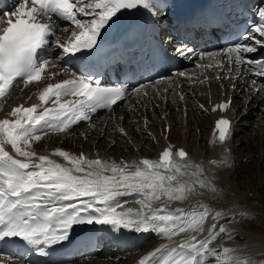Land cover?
<instances>
[{"label": "bare ground", "instance_id": "6f19581e", "mask_svg": "<svg viewBox=\"0 0 264 264\" xmlns=\"http://www.w3.org/2000/svg\"><path fill=\"white\" fill-rule=\"evenodd\" d=\"M257 2L254 0V4ZM99 4L97 2L95 6ZM93 7L86 9L83 6L84 27L52 26L50 40L57 56L41 61L43 70L39 80L29 82L24 89L21 84L14 85L0 103V138L6 149L0 157V179L7 185L14 184L15 177L10 174V168L20 170L24 187L44 179L57 191L59 198L54 202L55 206L85 197L90 199L88 201L108 197L112 202L107 208L111 210V219L121 218L113 224L120 226L125 221L122 228L126 233L134 234L138 241L129 247L120 242L107 243L102 238L93 254L61 264H147L171 243H179L176 245L189 255L185 264H264V195L260 190L264 182L254 185L256 188H247L244 182L239 185L237 169L240 165L250 172L254 165L264 168V59L252 64L239 60L247 52L259 49L262 34L257 33L256 39L250 38L249 44L237 51L218 48L201 53L198 47L192 49L190 46V53H186L178 49L181 57L191 65L183 69L185 77L179 78L184 87L174 81L178 76L175 73L130 93L125 102L109 112L90 113L88 108L79 106L75 114L81 123L73 128L47 129L42 123L23 124L15 113H9L16 100L29 102L48 81L74 73L73 68L63 67L66 63L62 56L67 52V46L86 33L90 22L99 18L100 11ZM177 38L174 36L173 40ZM213 63L216 65L212 66ZM215 74L220 80L214 79ZM186 87L192 90L190 96L184 94ZM221 97L231 98L228 112L233 126L217 148L210 134L213 114L204 110L201 104L210 107L212 99ZM247 111L248 118L257 115L256 119L245 118ZM193 118L197 119L199 127L195 126ZM12 119L20 124L14 139L6 129ZM166 120H170L168 137L185 145L189 151L188 161L184 167L175 162L169 167L157 166L154 172L147 171L138 153L150 154L156 138L162 139L160 131L166 126ZM239 131L251 135L237 137L235 141L233 136ZM256 134L259 136L254 142L258 144L256 150L243 152L245 156L235 152L242 143L252 144L251 136ZM82 151L86 158L79 161ZM71 186H74L72 190H68ZM207 202L226 209L220 224L234 227L231 230L236 237L234 241L249 247L247 250L248 247L242 245L243 251H248L247 257L237 259L235 256L233 260L225 257L223 260L204 246L201 248L208 253L200 252L194 245L195 238L181 234L178 228L182 223L197 214L194 213L196 207ZM122 210L133 214L127 215ZM234 217L239 222L230 221ZM105 256L108 260L101 258ZM6 259L11 260L12 256ZM15 263L24 264V261Z\"/></svg>", "mask_w": 264, "mask_h": 264}, {"label": "rangeland", "instance_id": "374dc122", "mask_svg": "<svg viewBox=\"0 0 264 264\" xmlns=\"http://www.w3.org/2000/svg\"><path fill=\"white\" fill-rule=\"evenodd\" d=\"M166 37V36H165ZM190 66V65H189ZM187 69V68H186ZM178 75V76H177ZM176 76V78H174V81L176 83H178V85H180V87H184V83L179 79L181 77H185V73L184 71L182 70L180 72V74L178 73ZM208 75V74H206ZM205 75V77H207ZM214 79L215 80H220L219 78V75L215 74L214 75ZM180 80V81H179ZM202 81V79L200 80ZM209 86V85H208ZM187 88V87H186ZM255 88V87H254ZM209 89V87H208ZM191 89L187 88L186 90H184V94H187L188 96L191 95ZM209 91V90H208ZM145 93V91H144ZM241 99V98H240ZM117 111V109H116ZM249 111H247L244 116L245 118H248L249 117ZM257 117V115H255V117H251V118H248V120H255ZM196 118V117H195ZM193 118V123L195 124V126L199 127V122L197 121V119ZM169 122L170 124V120H166ZM185 124V123H184ZM121 130L124 131V128L121 127ZM198 134L200 135V130L198 128ZM198 135V136H199ZM251 134L249 133L248 136L247 134H245V132L243 131H239V133H236L235 134V137H234V140L236 141L237 137H242V136H245V137H249ZM257 134L254 135V136H251V139H252V144L251 143H242L240 147V144L238 147L239 148H236L235 149V152L237 153H247L248 151H252V150H256V146L258 144H255L254 142L258 141L259 139V136L257 138ZM257 138V139H256ZM156 141H160L159 139L156 138ZM260 148V147H259ZM243 153V155L245 156V154ZM242 155V157H244ZM245 158V157H244ZM262 161V160H261ZM243 162H246L243 160ZM177 164H180V166L184 167L185 163H180L178 162ZM245 164V163H244ZM263 164H264V161H263ZM258 167V168H257ZM238 169V179H239V185L240 184H244V185H247V188H256V186L254 187V185L260 183V182H264V168H261L260 165H254L253 168H252V171L250 172L247 168H245L244 166L240 165L239 167H237ZM261 190V194L264 195V187L260 189ZM212 205V206H211ZM222 206H217L216 204H211V202H207L203 205H199L198 208L196 207V210L194 213H197L193 214V216L191 217V221L189 220V222H184L182 223V225L178 228L182 234L187 238H195V242H194V245L197 247V248H201L204 246V248H206L209 252L212 251L215 255L217 253V255L221 256L224 259L226 260H229V258H231V260H233L234 258L238 257L237 259L239 258H242V257H247V250H249V247L246 246V245H243V244H239L237 243L238 241H234V239L236 237L233 236L232 233H234L233 231L231 232V230L234 228V227H224V225L220 224V217L223 216V212H225V208H221ZM201 208V209H200ZM214 208V209H213ZM217 210V211H216ZM224 210V211H223ZM212 211V212H211ZM199 212V213H198ZM200 214V215H198ZM221 214V215H220ZM201 216V217H200ZM202 218V219H201ZM219 218V219H218ZM241 218V216L239 217V219ZM197 219V220H196ZM201 221H200V220ZM218 220V221H217ZM237 221L239 222L238 218L237 217H234L233 219H231L230 221ZM197 221V222H196ZM196 222V223H195ZM212 222V223H211ZM189 223V224H188ZM195 223V224H194ZM226 224L228 225V223L226 222ZM193 225V226H192ZM199 225V226H198ZM205 225V226H204ZM183 226V227H182ZM201 226V227H200ZM219 226H222L219 227ZM185 227V228H184ZM224 227V228H223ZM184 228V229H183ZM188 228V229H187ZM203 228V229H202ZM212 228V229H211ZM226 228V229H225ZM227 228L229 229L227 232ZM186 229V230H185ZM194 229V230H192ZM199 229V230H198ZM205 229V230H204ZM209 229V230H207ZM215 229V231H214ZM218 229V230H217ZM220 229V230H219ZM185 230V231H184ZM189 230V231H188ZM192 230V231H191ZM222 230V231H221ZM184 231V232H183ZM185 232H187V234H185ZM204 232V233H203ZM192 233V235H191ZM195 233V234H194ZM198 233V234H197ZM214 233V234H213ZM227 233V234H226ZM201 234V235H200ZM197 235V237H196ZM204 235V237H202ZM229 235V236H228ZM232 235V236H231ZM200 236V237H199ZM184 237V238H185ZM204 238V239H203ZM223 238V239H222ZM200 240V241H199ZM236 240V239H235ZM230 241V242H229ZM234 242V243H233ZM234 245H233V244ZM228 244V245H227ZM243 246H246L248 247V249L244 250L246 252L243 251V249L245 247H242ZM236 246V247H235ZM239 246V248H238ZM264 246V245H263ZM113 247V246H112ZM210 247V248H209ZM242 248V249H241ZM203 249V248H201ZM205 249V250H206ZM241 249V250H240ZM204 250V249H203ZM204 250V251H205ZM242 252V253H241ZM234 253V254H233ZM226 254V255H225ZM237 254V255H236ZM245 254V255H243ZM241 255V257H239ZM236 256V257H235ZM226 257V258H225ZM229 257V258H228ZM234 257V258H233ZM105 260H108V257L105 256V257H101ZM79 260V258L77 259ZM76 261V260H75ZM241 262V260H240Z\"/></svg>", "mask_w": 264, "mask_h": 264}]
</instances>
